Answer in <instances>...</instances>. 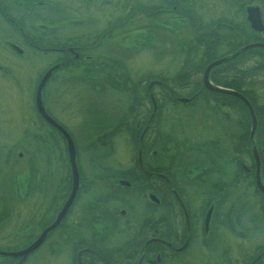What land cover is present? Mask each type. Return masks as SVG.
<instances>
[{
    "label": "flooded vegetation",
    "instance_id": "af4514ba",
    "mask_svg": "<svg viewBox=\"0 0 264 264\" xmlns=\"http://www.w3.org/2000/svg\"><path fill=\"white\" fill-rule=\"evenodd\" d=\"M202 1L0 0V264H264V193L256 181L258 174L264 187V47L237 52L264 45V0H230L232 13H206ZM249 8L261 30L251 26ZM175 23L183 26L177 33ZM143 30L145 46L162 55L179 46L186 68L167 77L135 68ZM51 68L41 104L71 140L77 177L57 222L74 173L66 138L36 107ZM184 73L180 96L166 81L180 83ZM52 80L60 98L62 85H86L75 119L64 117L61 101L58 113L46 102ZM159 85L169 90L161 104L151 91ZM8 88L16 90L11 102ZM45 127L58 140L52 156ZM79 128L89 132L82 145ZM13 130L20 133L9 141ZM123 142L122 162L95 157L97 170L88 172L91 152L110 155ZM22 158L20 181L14 159Z\"/></svg>",
    "mask_w": 264,
    "mask_h": 264
},
{
    "label": "rangeland",
    "instance_id": "374dc122",
    "mask_svg": "<svg viewBox=\"0 0 264 264\" xmlns=\"http://www.w3.org/2000/svg\"><path fill=\"white\" fill-rule=\"evenodd\" d=\"M53 1H55V0H53ZM57 1L59 2V0H57ZM60 1L63 2V4H64L65 2H70L71 0H60ZM73 1H75V0H73ZM140 1H141V4L142 3L145 4V2H147L148 0H140ZM202 2H203V5H204V11L206 13H211V12L217 11V9H216L217 7L227 11L228 13H232L233 3L230 0H203ZM70 3H72V2H70ZM180 22L181 21H179L178 23H180ZM178 23L174 24L175 33H177L179 28L183 27L182 25H180ZM40 25H42L43 27L44 26H50V25H44V24H40ZM157 34H158L157 42L160 45L162 43L164 44V42H160V39L162 37H164L162 32L159 31ZM147 37H150L149 32L146 31V30L145 31L143 30L142 31V47H141V51H140V59L137 60V62L139 64L134 63L133 66H136L135 68L141 67V70L144 71V69H149V68L156 67L157 71H158V74H162L163 76L167 77L171 72H173V74H175L179 69H182L183 67H185V65H186L184 63V58L185 57H181L180 56L181 52H180V50H178L179 46H177V45L175 46L174 50L177 49V48L178 49L173 51V53H171L172 57H170L168 55H162V52H160L159 50L157 52L154 50V46H150V45L149 46H145L146 45L145 39ZM131 38H133V37H131ZM174 38H176V37H174ZM175 42H176V40H175ZM159 44H158V46H159ZM171 49L173 50V47ZM0 53H1L0 56L3 57L2 56V52H0ZM5 55L7 56V58H9V57L12 58L13 57L12 59L16 60L15 57L14 56L11 57L10 54L6 53ZM27 58L28 57L25 54L23 59H27ZM35 58H38V57H31L30 60L32 61ZM43 58L46 61V65H48V60L53 59L54 58V54L53 53L46 54V55H44ZM155 61H156V65H155ZM38 62L39 61L35 60V64L39 65L40 63H38ZM159 71H161V72H159ZM181 80L182 81L180 83H173V81H166L167 82L166 86L169 89L172 88L173 91L177 95L184 96L186 94V92H187V85H188V82H189L187 80V76H186L185 73H184L183 77L181 78ZM72 83L73 82H71V83L68 82V83L62 85L61 98L58 95V89L55 90V88H54V84L55 83H54L53 80L50 81L46 85L45 92H44V97L45 98L48 97V101H46V102H48L50 104L51 109L55 113L59 112L58 111V109H59L58 108V102L61 101V105H63L64 108H65V111H64L63 115L66 113V115H64V117H66L69 114V120H72L73 116H74V119L79 116V113L76 114L77 110H76V112L74 110L77 107L76 106L77 103L75 104V102L80 103V101H83L87 97V94H89V91H87V89H86L87 88L86 85L81 84L80 86L83 89H80V88L78 89L76 83H73V84ZM259 88H262V87L259 86ZM49 90H50V93H51L50 96H45V93H47V95H48ZM143 91H144V93H143V96L141 98V102H142L143 106L145 105L146 107H148L149 106V102L147 100V93H146L148 91H147V89H143ZM151 91H153V92L156 91L157 92L158 101H159L158 103L161 104L163 97L160 96V93L168 92L169 90L165 91L163 86L159 85V86L153 87L151 89ZM15 94H16V90L15 89L8 88V90L6 91V95L10 96V99H9L10 102L12 101V98L15 97ZM44 101H45V99H44ZM22 114L23 115L21 116V118L24 117V113H22ZM63 115H61V116H63ZM72 130H74V129H72ZM7 133H8V137L6 139L9 140V141H13L14 139L18 138V134L20 133V131L13 130V131L7 132ZM75 133L78 136L79 143H81L79 145L83 144L82 137L85 140V137H87L88 134H89V132H87L86 130H82L81 128H79L78 131L75 132ZM44 137H45L44 141H45V143L47 145L48 154L50 156H52V154L54 153V143L56 141H58L57 137H56V134L49 127H45ZM30 141H31V143H33L31 136H30ZM19 142L22 143L23 141H19ZM124 144H125V142H123L122 145L116 146V148H115L116 152H114V153H112L110 155H105V151H103V150H98L94 154H93V152H91V154L87 153V154H89L87 156V162H88V165H89L88 166V172H91V171L95 172L97 170V168L94 165V163H95L94 160L96 158L100 159V158L108 157V159L110 161H112L111 162L112 165H117L115 163L119 159L122 162L125 159V156H126V153L124 152L125 149L123 148ZM15 156H16V154L14 155V157ZM91 159L93 161H91ZM14 162L17 163V165L14 167L16 179L21 181V180H23V178L26 175V171H27L26 162H27V160H26V158L25 159L22 158V159H18V160L14 159ZM52 163H54V159L52 160ZM22 213H24V212L22 211ZM4 215H5V213L3 215H1L0 218L4 217ZM9 225H10V223H9Z\"/></svg>",
    "mask_w": 264,
    "mask_h": 264
},
{
    "label": "water",
    "instance_id": "95a60500",
    "mask_svg": "<svg viewBox=\"0 0 264 264\" xmlns=\"http://www.w3.org/2000/svg\"><path fill=\"white\" fill-rule=\"evenodd\" d=\"M248 20L250 21L251 23V26L253 27V29L255 30H261L262 27L260 26V18H259V13L257 11L256 8H249L248 9ZM255 46H262L264 47V45H259V44H251V45H248V46H245L243 48L240 49V51H244L248 48H252V47H255ZM224 59H220L216 62H213L211 63L208 67H207V71L209 70L210 67L216 65V64H219L223 61ZM54 68H51L49 69L44 75L43 77L41 78L39 84H38V87H37V91H36V107H37V110L39 112V114L46 120V122H48L49 124L53 125V126H56L61 132L62 134L64 135V137L66 138L67 140V144H68V154H69V160H70V164L72 166V171L74 173V182H73V187H72V191L70 193V196L68 198V200L66 201L64 207L62 208V211L61 213L59 214L57 221H59L60 219V215H62L65 210L67 209V207L69 206V204L71 203V200L74 196V193H75V190H76V184H77V177H76V168H75V163H74V149H73V145L71 143V140L69 138V136L67 135V133L62 129L60 128L59 126H57V124L46 114L42 104H41V99H40V93H41V89L45 83V81L48 79V77L50 76V73L52 72ZM236 95V94H235ZM240 99H243L240 95H237ZM248 105V103H247ZM249 109H250V106L248 105ZM250 114H251V117H252V123L254 125L255 123V119L253 117V114H252V110L250 109ZM253 128V127H252ZM256 157V155H255ZM257 160V158H256ZM257 163V162H256ZM257 167H258V164H257ZM258 169L256 170V173ZM256 181H257V187L264 193V187L261 185V183L259 182V179H258V174L256 175ZM56 222L54 223V225L56 224ZM53 225V226H54ZM51 226V227H53ZM49 227V229L51 228ZM43 235H41V237H39V239L37 241H35L33 244H31L26 250H24L23 252L19 253V254H26L29 250H32L33 248H35L39 242L41 241Z\"/></svg>",
    "mask_w": 264,
    "mask_h": 264
}]
</instances>
